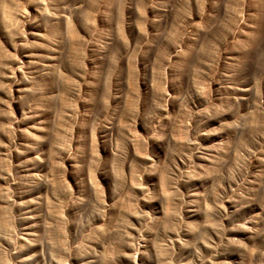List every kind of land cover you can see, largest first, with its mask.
Wrapping results in <instances>:
<instances>
[{
  "label": "rangeland",
  "instance_id": "1",
  "mask_svg": "<svg viewBox=\"0 0 264 264\" xmlns=\"http://www.w3.org/2000/svg\"><path fill=\"white\" fill-rule=\"evenodd\" d=\"M0 264H264V0H0Z\"/></svg>",
  "mask_w": 264,
  "mask_h": 264
}]
</instances>
